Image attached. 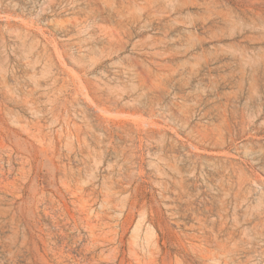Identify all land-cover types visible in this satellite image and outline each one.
I'll return each instance as SVG.
<instances>
[{"label":"rangeland","instance_id":"1","mask_svg":"<svg viewBox=\"0 0 264 264\" xmlns=\"http://www.w3.org/2000/svg\"><path fill=\"white\" fill-rule=\"evenodd\" d=\"M0 264H264V0H0Z\"/></svg>","mask_w":264,"mask_h":264}]
</instances>
